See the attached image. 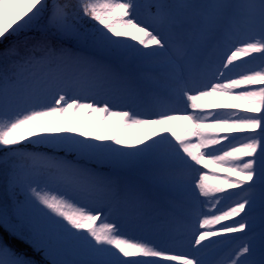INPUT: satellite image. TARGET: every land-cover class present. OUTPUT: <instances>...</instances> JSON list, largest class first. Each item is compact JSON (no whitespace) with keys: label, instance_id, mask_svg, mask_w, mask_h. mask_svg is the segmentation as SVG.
I'll use <instances>...</instances> for the list:
<instances>
[{"label":"snow or ice","instance_id":"snow-or-ice-1","mask_svg":"<svg viewBox=\"0 0 264 264\" xmlns=\"http://www.w3.org/2000/svg\"><path fill=\"white\" fill-rule=\"evenodd\" d=\"M47 7L0 0V40L23 37L0 53V163L24 227L4 209L0 225L45 264H264V0H53L45 19ZM154 218L156 242L120 235ZM233 233L241 244L210 259L225 242L211 238ZM185 234L189 251L172 252ZM70 252L82 258L58 259ZM0 264L33 261L0 240Z\"/></svg>","mask_w":264,"mask_h":264},{"label":"rangeland","instance_id":"rangeland-1","mask_svg":"<svg viewBox=\"0 0 264 264\" xmlns=\"http://www.w3.org/2000/svg\"><path fill=\"white\" fill-rule=\"evenodd\" d=\"M139 2L141 4H146L149 2V0H139ZM141 19H143L145 17L146 11L147 9L145 8H141ZM85 23L88 24H93L95 22L93 21H89V19L87 17L83 18ZM131 43H136L135 41H130ZM240 103V102H239ZM14 115V113H10L9 114V118H11V116ZM86 123H91V124H97L94 123L92 120L86 122ZM105 129L107 131V134L109 135H114V131L118 130L114 127H112L111 123H107L105 124ZM142 135L140 136L141 138H143L147 143H151L150 140L147 139V137L149 135H152L154 133V131H156L155 129H153L151 126L148 127L147 129L142 130ZM159 137L157 136H153V139H158ZM26 143V142H25ZM104 143H111V141H105ZM114 147H116L115 145H113ZM138 147H143L142 144L138 143ZM4 155L0 156V160H2ZM98 168L99 171H106L107 169L105 167H100V166H95ZM209 168L215 169L217 172H220V169H216L214 165H209ZM223 175H230L232 179H236L237 177L234 174H229V173H223ZM53 194H58V195H65V193L58 187H50L49 189ZM6 191H7V181H6V176H5V171H4V165L3 163H0V209H4L7 211L8 216L11 218V222L13 224L18 225V222H16L18 219L16 218L15 214H14V208L12 206H10L9 204V200L6 197ZM203 199V198H201ZM77 204H82L81 201L77 200L76 201ZM106 213H99L100 218L96 221V227H102L103 223H105V217H106ZM155 215V214H153ZM244 213H241V216H243ZM234 219H240V217H235ZM107 222H112L115 223L116 219L114 216H107ZM22 223V222H21ZM230 223V222H229ZM152 229L151 230H133V229H128V228H122L120 231V235L123 238H127L129 240H133V241H142V242H147V243H154L156 242V234L157 231L160 229L163 230H167L166 229V225L164 224L162 219H153L152 220ZM19 226V225H18ZM24 227L23 223H22V228ZM220 227V226H219ZM217 227V228H219ZM181 231H184V229L182 228ZM202 231V230H201ZM248 230L246 229V232ZM256 239H255V244L256 247L260 248V236L259 233L261 231V224H260V220H256ZM242 233H233V234H226V235H230L231 237H233V239H235V243H234V248L236 249L238 245L241 244L242 242V237H240ZM224 236L220 237L221 239ZM192 239V237L190 235H183L181 236L178 241L173 244L171 246V251L174 252L173 250H179L181 247H186L189 245L187 243L188 240ZM239 239V240H237ZM259 255V253L257 254ZM64 259L67 260H76V259H81L82 257L76 253H68L66 255H63Z\"/></svg>","mask_w":264,"mask_h":264},{"label":"trees","instance_id":"trees-1","mask_svg":"<svg viewBox=\"0 0 264 264\" xmlns=\"http://www.w3.org/2000/svg\"><path fill=\"white\" fill-rule=\"evenodd\" d=\"M52 2L53 0H46L48 7L46 8L45 13H44L45 19L49 15ZM60 2H65V0H60ZM69 2H71L73 6H75L76 0H69ZM33 34H36V33H28L27 35H33ZM22 38L23 37H16V36L9 35V36H6V38L0 40V53H2L5 49L9 48L13 43H16L18 40ZM2 155H4V152L0 151V156ZM6 197L9 200L10 206H12L15 209L14 194L8 190V187L6 191ZM15 199L23 201L24 197L23 195L16 194ZM16 222H18V225L23 230L22 228L23 222L19 219ZM0 240H2L13 251L17 252L18 254L24 255L28 259L32 260L33 264H45L43 252L35 251L33 246L26 239H23L19 236L14 235L12 232H10L7 228H5L2 225H0ZM58 259H64V257L59 256Z\"/></svg>","mask_w":264,"mask_h":264},{"label":"bare ground","instance_id":"bare-ground-1","mask_svg":"<svg viewBox=\"0 0 264 264\" xmlns=\"http://www.w3.org/2000/svg\"><path fill=\"white\" fill-rule=\"evenodd\" d=\"M130 42V41H129ZM131 43V42H130ZM245 60H249L250 58H247L245 57L244 58ZM260 65V61L259 59H257L254 63H252L250 66L251 67H259ZM233 103H237L239 104L238 101H234ZM178 109H185L186 108V105L183 104V103H180L176 106ZM187 111H191L190 108L186 109ZM215 111H221L219 109L215 110ZM204 113H201V115H203ZM85 120V122H88L90 120H92L94 123H98L99 122V117H87V118H82ZM185 126L186 125H183V124H177L176 125V128L175 130L178 132V133H182L184 130H185ZM117 130L114 131V135L116 134ZM142 130L139 132V136L142 135ZM133 135H135L136 133H132ZM164 135H169L170 137V134L168 133H164ZM171 138V137H170ZM173 143H175V141L173 140ZM118 147V146H116ZM137 147H138V141H137ZM230 192H236L238 190H228ZM236 199H239V197H236ZM227 203V202H225ZM221 207H224V204L221 205ZM244 216V215H243ZM254 216H255V219L256 220H260V204H259V200L257 199V206H256V210H255V213H254ZM231 221H223L222 223H229ZM220 225H216L215 227H219ZM244 233H242L240 235V237H244ZM224 239H221L220 237H213L211 238V240H222V241H225L224 243H221L217 246L216 248V251L215 253L210 257V259L212 260H222V259H227L230 254L233 252V250L235 249L234 248V243H235V239H233V237H231L230 235H225L223 237ZM239 240V239H237ZM205 243H208V241H206ZM174 252H188L189 251V248L188 246L186 247H181L179 250H173ZM259 253V247H257V254Z\"/></svg>","mask_w":264,"mask_h":264}]
</instances>
